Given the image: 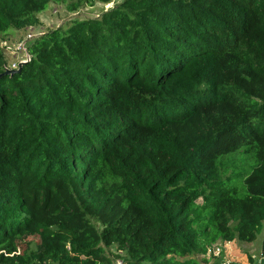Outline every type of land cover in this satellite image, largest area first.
<instances>
[{
    "label": "trees",
    "instance_id": "trees-1",
    "mask_svg": "<svg viewBox=\"0 0 264 264\" xmlns=\"http://www.w3.org/2000/svg\"><path fill=\"white\" fill-rule=\"evenodd\" d=\"M51 1L112 0H0V34ZM28 51L0 76V264L264 255V0H122Z\"/></svg>",
    "mask_w": 264,
    "mask_h": 264
},
{
    "label": "rangeland",
    "instance_id": "rangeland-1",
    "mask_svg": "<svg viewBox=\"0 0 264 264\" xmlns=\"http://www.w3.org/2000/svg\"><path fill=\"white\" fill-rule=\"evenodd\" d=\"M122 0H112L111 2L95 1L94 3H83L77 9H70L68 2L51 1L48 7L36 14L37 22L28 24L22 28H10L7 32L0 34V49L6 60V69L19 68V66L30 58L28 47L32 42L48 31L57 28H67L74 20L101 18L102 14L109 9L115 7ZM32 33L33 37L28 35ZM22 44V48L20 45ZM244 160L240 157L239 163ZM241 185L243 184L240 180ZM263 240V232L257 235L253 242H244L235 240L244 253L259 255L261 252V244ZM41 239L39 235H30L19 242L20 250L25 248L39 249ZM115 247L108 249L112 253ZM245 250V251H244ZM215 260L211 258L208 263L214 264Z\"/></svg>",
    "mask_w": 264,
    "mask_h": 264
},
{
    "label": "built area",
    "instance_id": "built-area-1",
    "mask_svg": "<svg viewBox=\"0 0 264 264\" xmlns=\"http://www.w3.org/2000/svg\"><path fill=\"white\" fill-rule=\"evenodd\" d=\"M42 35V34H40ZM28 37L32 38L33 34L30 33ZM20 48H22V44L20 45ZM18 69V68H14ZM207 256L209 258H213L214 260H219V264H264V255L260 252L259 255H253L247 262H236L232 260L231 258L224 255V244L223 243H217L211 248L208 249ZM115 264H126L123 259L117 258Z\"/></svg>",
    "mask_w": 264,
    "mask_h": 264
},
{
    "label": "crops",
    "instance_id": "crops-1",
    "mask_svg": "<svg viewBox=\"0 0 264 264\" xmlns=\"http://www.w3.org/2000/svg\"><path fill=\"white\" fill-rule=\"evenodd\" d=\"M245 251V250H244ZM224 255L236 262H247L254 254L244 253L235 241L224 243Z\"/></svg>",
    "mask_w": 264,
    "mask_h": 264
},
{
    "label": "water",
    "instance_id": "water-1",
    "mask_svg": "<svg viewBox=\"0 0 264 264\" xmlns=\"http://www.w3.org/2000/svg\"><path fill=\"white\" fill-rule=\"evenodd\" d=\"M25 62H23V63H25ZM22 64L19 66L18 69H6L2 74H0V76L5 75V74H14L16 71H19L21 69Z\"/></svg>",
    "mask_w": 264,
    "mask_h": 264
}]
</instances>
